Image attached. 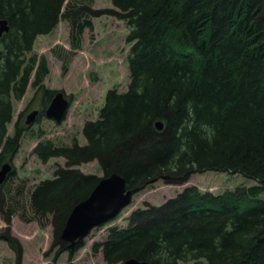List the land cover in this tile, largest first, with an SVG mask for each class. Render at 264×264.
Wrapping results in <instances>:
<instances>
[{
    "label": "trees",
    "instance_id": "1",
    "mask_svg": "<svg viewBox=\"0 0 264 264\" xmlns=\"http://www.w3.org/2000/svg\"><path fill=\"white\" fill-rule=\"evenodd\" d=\"M111 1L113 8L100 10L93 0H0L9 26L0 39V162L13 159L23 133L16 128L7 136L13 100L31 86L46 107L57 92L43 85L49 68L32 53L37 36L68 23L70 49L51 50L64 71L90 18L109 15L128 28L129 84L121 93L109 90L98 117L84 123L86 144L47 140L34 148L42 163L65 159L29 196L35 215L51 216L47 253L71 254L82 245L69 251L60 235L99 181L74 167L96 160L104 177L117 173L131 190L159 179L182 184L206 171L255 183L220 194L190 186L160 206L133 211L126 228L111 227L93 245L107 264L132 257L151 264H264V0ZM3 186L0 196L8 194ZM2 214L0 208L7 223L17 211L10 205ZM0 238L14 246L20 264L18 242L7 229Z\"/></svg>",
    "mask_w": 264,
    "mask_h": 264
},
{
    "label": "rangeland",
    "instance_id": "2",
    "mask_svg": "<svg viewBox=\"0 0 264 264\" xmlns=\"http://www.w3.org/2000/svg\"><path fill=\"white\" fill-rule=\"evenodd\" d=\"M92 8L102 10L113 8V5L111 0H93ZM90 21L91 28L83 31L80 48L72 52L64 71L62 62L51 50L54 47L70 49L68 23L60 20L50 34L39 35L34 41L32 53L43 55L48 62L49 73L43 81L44 87L62 92L69 101L64 119L55 123L40 114L45 109L42 92H36L31 86L27 87L20 100H13L14 114L7 126V136H12L16 128L22 129L23 133L18 151L12 159L13 172L2 189L8 194L0 196V208L6 214L12 205L17 214L11 215L7 223L0 217V235L7 229L8 236L18 242L21 248L20 264H107L101 247L94 248L93 245L105 241L111 227L126 228L127 219L133 211L160 206L188 186H194L200 192L220 194L238 186L255 184L240 174L220 171L193 174L183 184L155 180L136 192L130 204L115 219L94 228L71 254L64 251L55 255V250L47 253L52 239L51 216L35 215L30 208L29 196L40 181L54 177L56 168L65 167V159L55 157L42 163L33 152L34 148L47 140L61 146H70L74 141L79 145L86 144L82 135L84 123L98 117L109 90L124 92L130 81L127 65L130 45L125 41L128 34L126 22L109 15L93 17ZM33 110H37L39 115L33 123L26 125V117ZM74 168L84 174L103 176L96 160ZM260 197L264 199V193ZM21 205L26 210L20 209ZM22 213L23 217L19 216ZM24 219L29 220L26 222ZM13 247L0 238V264H16Z\"/></svg>",
    "mask_w": 264,
    "mask_h": 264
},
{
    "label": "water",
    "instance_id": "3",
    "mask_svg": "<svg viewBox=\"0 0 264 264\" xmlns=\"http://www.w3.org/2000/svg\"><path fill=\"white\" fill-rule=\"evenodd\" d=\"M9 31L8 21L0 18V38ZM68 101L63 93L57 92L50 100L44 114L47 119L60 123L66 115ZM37 111H32L27 117V125L33 123ZM158 131L163 129V123L157 121ZM11 172L10 163L6 162L0 168V184L5 182ZM136 190L126 187L125 180L117 173L102 177L86 199L79 202L69 213L61 231V239L67 243V249L73 250L78 241L84 239L90 231L114 218L121 209L129 205ZM121 264H151L136 258H128Z\"/></svg>",
    "mask_w": 264,
    "mask_h": 264
}]
</instances>
